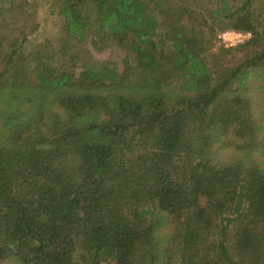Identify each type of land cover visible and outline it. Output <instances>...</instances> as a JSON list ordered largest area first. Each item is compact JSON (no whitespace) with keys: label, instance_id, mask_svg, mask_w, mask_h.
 <instances>
[{"label":"trees","instance_id":"obj_1","mask_svg":"<svg viewBox=\"0 0 264 264\" xmlns=\"http://www.w3.org/2000/svg\"><path fill=\"white\" fill-rule=\"evenodd\" d=\"M197 1H62L63 32L83 38L87 18L125 46L130 72L102 60L76 73L62 46L24 56L19 35L5 52L0 30V258L79 264V242L85 264H264V164L213 156L228 132L264 150L249 99L229 95L264 65V3L206 6L253 33L241 61L210 65ZM162 212L176 222L158 249Z\"/></svg>","mask_w":264,"mask_h":264},{"label":"rangeland","instance_id":"obj_2","mask_svg":"<svg viewBox=\"0 0 264 264\" xmlns=\"http://www.w3.org/2000/svg\"><path fill=\"white\" fill-rule=\"evenodd\" d=\"M63 0H0V30L5 31L6 36V46L3 48L5 52L9 50L8 42L12 41L16 36L19 35V44L16 47L24 53V56L28 54L31 56V52H45L44 50H50V53H55L60 50V46L66 51V59L64 62V67L69 70H73L79 73L84 67H91L99 63L102 60H108V64H115L119 71L122 72L124 67L130 66L132 69L135 64L134 58H125L126 48L125 46H120L113 42L110 37H104L102 33L98 34L94 27L90 26L88 19L86 18V26L83 31V38L78 35H66L63 30V20L58 9L60 8ZM217 0H200L197 1L196 7L199 9L196 21L201 18H205L208 22V26L202 27L204 29L205 38H209L211 42L207 45L201 54L203 57L210 61L221 60L225 64H234L241 61L244 56L251 51V47L247 46L246 41L252 38L253 33L251 31V37L245 39L244 41L237 42L235 44H226L225 41L219 36L221 32L227 29H233L229 27L228 21L219 23L217 16H209L205 13L204 9L209 4V6L216 5ZM229 3L238 4L239 0H227ZM14 4L18 15L12 16L7 8L10 3ZM89 3V2H88ZM264 0L255 1V8H258V4L261 5ZM86 4L83 5V7ZM7 11H6V10ZM89 16H93V12L88 6L86 7ZM210 26V27H209ZM212 37V38H211ZM164 42L168 43L166 39L162 36L155 35L154 42L158 44V50H166V45ZM245 42V43H244ZM237 45H241L237 46ZM243 45V46H242ZM264 45V40L262 39L256 46L259 47ZM11 49V48H10ZM49 53V52H48ZM110 61V62H109ZM128 67V72L132 71ZM172 83V78L169 79ZM168 80V81H169ZM167 81V82H168ZM166 83V82H165ZM168 87V84H165ZM231 95H243L249 99V103L252 109L253 119L259 127L258 130V140H261L264 136V65L258 67H253L248 74V79L246 85H238L234 83L231 86ZM51 98V95L49 96ZM51 108L59 110V106L55 103H51ZM225 143L218 141L213 148V156L216 159L222 161H232L239 158L245 161H250L252 163L264 164V150L254 146V148H245V151L240 147H235L231 143L230 139L233 137L232 133H227L222 135ZM154 223L156 224L155 234L158 237V244L156 248L163 246L166 240L167 234L171 231L175 225L174 219L171 215L164 212L160 214H155L153 216ZM86 249L81 243L76 244L74 249V259L79 264H85ZM87 262V261H86ZM0 264H18L15 257L9 255L0 258ZM99 264H113L112 260L102 261ZM159 264L162 261L159 260Z\"/></svg>","mask_w":264,"mask_h":264},{"label":"built area","instance_id":"obj_3","mask_svg":"<svg viewBox=\"0 0 264 264\" xmlns=\"http://www.w3.org/2000/svg\"><path fill=\"white\" fill-rule=\"evenodd\" d=\"M250 30L227 29L220 33V37L226 44H235L251 37Z\"/></svg>","mask_w":264,"mask_h":264}]
</instances>
